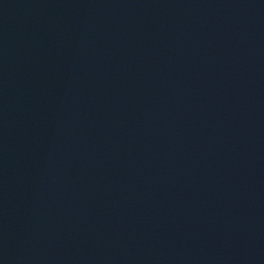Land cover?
Instances as JSON below:
<instances>
[{
    "label": "water",
    "instance_id": "water-1",
    "mask_svg": "<svg viewBox=\"0 0 264 264\" xmlns=\"http://www.w3.org/2000/svg\"><path fill=\"white\" fill-rule=\"evenodd\" d=\"M0 264H264V0H0Z\"/></svg>",
    "mask_w": 264,
    "mask_h": 264
}]
</instances>
